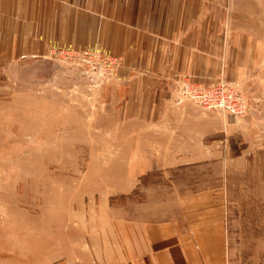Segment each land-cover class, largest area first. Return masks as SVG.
<instances>
[{"label": "crops", "instance_id": "obj_1", "mask_svg": "<svg viewBox=\"0 0 264 264\" xmlns=\"http://www.w3.org/2000/svg\"><path fill=\"white\" fill-rule=\"evenodd\" d=\"M248 31L230 23L218 0H0V87L55 64L51 49L98 46L120 62L104 85L106 102L142 123L154 141L143 139L144 152L173 150L168 165L211 164L227 157L225 141L237 134L264 144V46ZM180 78L231 80L246 90L249 114L212 118L211 110L183 107L173 89ZM164 133L172 134L167 147L156 143ZM154 155L145 166L166 164ZM177 205L146 220L105 217L102 227L36 246L21 264H230L225 203L205 190Z\"/></svg>", "mask_w": 264, "mask_h": 264}, {"label": "rangeland", "instance_id": "obj_2", "mask_svg": "<svg viewBox=\"0 0 264 264\" xmlns=\"http://www.w3.org/2000/svg\"><path fill=\"white\" fill-rule=\"evenodd\" d=\"M218 1L231 24L264 46V0ZM49 55L56 62L47 61L45 71L19 74L0 87V264L24 263L36 246L71 230L102 227L105 217L146 220L149 212H176L184 196L205 190L225 203L230 264H264V144L235 134L225 141V159L168 165L174 151L145 153L143 139L154 141L143 137L142 123L123 120L106 102L104 85L118 72L109 75L104 58L118 57L98 46L55 48ZM222 83L244 95L245 112L208 109L210 117H246V90ZM173 89L176 103L205 111ZM171 137L161 134L156 143L167 147ZM146 154L166 164L147 167Z\"/></svg>", "mask_w": 264, "mask_h": 264}, {"label": "built area", "instance_id": "obj_3", "mask_svg": "<svg viewBox=\"0 0 264 264\" xmlns=\"http://www.w3.org/2000/svg\"><path fill=\"white\" fill-rule=\"evenodd\" d=\"M104 61L108 64L107 73L114 76L120 62L117 58L109 56H105ZM175 89L184 100L188 99L206 109L222 111L229 115H242L247 106L244 95L235 88L227 87L222 81L206 85L189 78H180L175 82Z\"/></svg>", "mask_w": 264, "mask_h": 264}]
</instances>
